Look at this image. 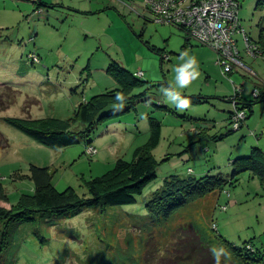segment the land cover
I'll use <instances>...</instances> for the list:
<instances>
[{"label":"rangeland","instance_id":"374dc122","mask_svg":"<svg viewBox=\"0 0 264 264\" xmlns=\"http://www.w3.org/2000/svg\"><path fill=\"white\" fill-rule=\"evenodd\" d=\"M132 4L0 0V184L7 200L0 201V207L10 209L22 195L34 193L31 166L48 169L59 192L71 188L88 197L87 182L112 170L119 160L131 162L136 150L148 143L152 123L162 129L152 151L158 162L156 179L135 203L106 210L86 208L71 218L43 219L11 231L0 225V264H151L146 261L148 243L157 248L153 256L163 259L174 236L190 230L210 250L223 249L218 259L224 262L236 264L227 244L242 248L253 243L264 254V186L250 172L169 219L152 216L146 208L170 177L230 180L236 160L249 156L253 147L264 152V97L252 114L247 111L253 116L241 130L221 137L233 129L224 121L228 108L240 101L237 97L227 103L221 96L232 100L243 91L250 95L257 89L252 84L264 82V60L249 58L239 41L241 62L259 79L238 67L224 77L215 51L195 41L188 45L178 28L153 23L141 1ZM239 15L250 41L264 45V0H244ZM185 52L188 56L182 55ZM191 57L196 64L188 71L199 75L181 88L177 77ZM114 62L144 74V85L132 92L144 94V100L129 112L127 105L108 107L102 114L115 115L97 124L78 144L63 150L47 148L7 123L74 119L80 104L118 88L107 74ZM245 81L247 89H241ZM164 89L200 100H189L187 108L178 109ZM225 122L226 128L219 129ZM206 128L217 130L219 138L200 137Z\"/></svg>","mask_w":264,"mask_h":264},{"label":"trees","instance_id":"16d2710c","mask_svg":"<svg viewBox=\"0 0 264 264\" xmlns=\"http://www.w3.org/2000/svg\"><path fill=\"white\" fill-rule=\"evenodd\" d=\"M186 43L189 44L188 40ZM107 74L118 88L80 104L72 120L7 119V123L47 148L63 150L76 145L81 139L88 138L97 124L115 115L102 114L108 107L127 105L128 108L125 111L129 112L135 110L138 101L144 100L142 99L144 94L132 95L135 88L144 85L136 74L115 62L109 66ZM120 94H122V100L117 99ZM181 97L191 101L200 100L195 96ZM258 100L260 96L255 103ZM252 105L251 103L244 104V106ZM77 125L79 126L76 127ZM231 133L233 132L229 131L221 137L224 138ZM150 135L148 143L136 150L131 162L119 160L112 170L87 182L88 197L80 196L71 188L59 192L52 185V175L48 169L31 166L29 176L34 184V193L22 195L19 202L10 209L0 207V225L3 226L4 231H11L21 225H36L43 219L71 218L86 208L106 210L135 203L136 197L142 195L146 186L156 179L158 162L152 156V151L159 144L161 126L152 123ZM214 138L218 139L219 135H215ZM233 165L235 168L230 180L207 175L199 179L170 177L165 182L163 191L147 204L148 213L155 217L169 219L179 209L210 194L223 192L231 180L243 172H250L264 186V152L260 148L253 147L249 156L240 157ZM0 201H7L1 184ZM173 239L175 240H172L173 242L169 245L170 251L163 259L157 258L156 255L153 256L157 248L153 243H148L146 261L151 264H233L215 257L193 230H190L187 235H175ZM227 249L234 256L236 264H264V254L255 248L253 243H246L242 248L231 247L227 244Z\"/></svg>","mask_w":264,"mask_h":264},{"label":"built area","instance_id":"2783aa9c","mask_svg":"<svg viewBox=\"0 0 264 264\" xmlns=\"http://www.w3.org/2000/svg\"><path fill=\"white\" fill-rule=\"evenodd\" d=\"M124 4H132L136 0H120ZM142 2L143 11L152 16L157 25H169L178 28L190 41L207 47L218 55V64L226 77L234 67L251 71L241 62L236 37L243 40L245 52L253 59L264 60V49L251 42L240 20V8L244 0H138ZM133 5V4H132ZM143 78L144 74H136ZM238 97V98H237ZM253 100L259 98V91L252 93ZM240 99L239 94L229 101ZM233 104L229 114L232 132H237L246 122L248 112L244 104ZM87 148V155H91ZM95 154V153H94ZM91 157V156H90ZM191 173V171H189ZM229 197V194H228ZM225 210V207L222 209Z\"/></svg>","mask_w":264,"mask_h":264},{"label":"crops","instance_id":"0c3cea01","mask_svg":"<svg viewBox=\"0 0 264 264\" xmlns=\"http://www.w3.org/2000/svg\"><path fill=\"white\" fill-rule=\"evenodd\" d=\"M188 39H186V41H187ZM236 40H237V43L239 44V41L242 43V44H244L243 43V40L241 39V37H239V36H237L236 37ZM185 41V42H186ZM188 42H189V44L188 45H190V40H188ZM257 44H259V43H257ZM263 49H264V45H261V44H259ZM243 48H244V51H245V46H243ZM246 53V52H245ZM247 55V54H246ZM248 56V55H247ZM249 58H251L250 56H248ZM240 59H241V57H240ZM253 59V58H252ZM241 61H243L242 59H241ZM244 63V62H243ZM251 71V70H250ZM251 73L253 74V75H255L257 78H258V76L256 75V74H254V72L253 71H251ZM221 75H223V74H221ZM224 76V75H223ZM225 77V76H224ZM259 79V78H258ZM247 84H248V81H245L241 86H240V88L241 89H244V88H246V86H247ZM252 86H254V88H257L258 89V91H259V96H260V100H258L256 103H255V101L252 99L251 100V94L253 93V91H251L250 92V95H249V93L247 92L246 94H245V91H243V90H241V91H243V93L239 96V100H240V104H248V103H251V105L252 106H246V108H247V111H249L250 112V114H252L253 112H254V108L256 107V106H258V105H256V104H258L259 103V101H261V99L264 97V92L262 91V90H264V82L262 81V80H260L259 81V84L257 83V84H252ZM262 88V89H261ZM247 89V88H246ZM192 96H194V95H192ZM217 96H219V95H217ZM195 97H196V95H195ZM220 97V96H219ZM221 97H223L224 99H226V102L228 103V102H230L229 101V98L228 97H226V96H221ZM232 110L230 109V108H228V110H227V116L225 117V120L224 121H229V114H230V112H231ZM253 115H248V119H247V121L249 120V117L251 118ZM225 125H226V122L225 123H221V126H220V128L219 129H225L226 127H225ZM210 129L208 128H206V129H203L202 130V132L201 133H199V135H200V137H208V138H211V137H213V136H215V135H219L218 133L216 134V132L215 131H217V130H214V131H209ZM241 130V129H240ZM220 132V131H219ZM227 132H229V131H227ZM161 134H162V129H161ZM258 148V147H257Z\"/></svg>","mask_w":264,"mask_h":264},{"label":"clouds","instance_id":"9594fccd","mask_svg":"<svg viewBox=\"0 0 264 264\" xmlns=\"http://www.w3.org/2000/svg\"><path fill=\"white\" fill-rule=\"evenodd\" d=\"M182 55L188 56L187 52L183 53ZM191 59H192V62L184 65L183 70L179 73V75L177 77L178 85L181 88L186 87L191 82L192 79H195L196 76L199 75L198 72H195V71L189 72L188 71L189 69H193L194 65L196 64L195 57H191ZM163 94L166 97H170V100L176 104L178 109H185L190 104V101L188 99L182 98L179 93L174 95L172 91L164 89ZM117 99L122 100L123 99L122 94L118 95ZM177 101H178V103H177ZM211 251L213 252V255L218 258L220 252H223V249L217 250L216 247L213 246Z\"/></svg>","mask_w":264,"mask_h":264}]
</instances>
